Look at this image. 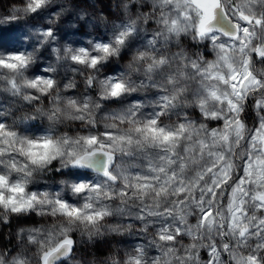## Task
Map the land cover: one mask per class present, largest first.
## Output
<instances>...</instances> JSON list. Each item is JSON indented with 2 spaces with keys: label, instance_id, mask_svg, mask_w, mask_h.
I'll return each instance as SVG.
<instances>
[{
  "label": "clouds",
  "instance_id": "1",
  "mask_svg": "<svg viewBox=\"0 0 264 264\" xmlns=\"http://www.w3.org/2000/svg\"><path fill=\"white\" fill-rule=\"evenodd\" d=\"M31 2L0 0V32L19 38L0 59L29 57L15 70L0 63V124L25 148L51 141L59 151L35 164L6 149L0 175L53 201L45 208L59 200L103 215L0 208V264H41L29 229L42 224L75 241L63 264H264V140L252 142L264 135V0H216L203 33L195 8L161 0H45L23 11ZM97 42L116 51L95 67L72 59Z\"/></svg>",
  "mask_w": 264,
  "mask_h": 264
},
{
  "label": "snow or ice",
  "instance_id": "2",
  "mask_svg": "<svg viewBox=\"0 0 264 264\" xmlns=\"http://www.w3.org/2000/svg\"><path fill=\"white\" fill-rule=\"evenodd\" d=\"M169 2L174 3L177 10H184L188 8H195V10L200 14V31L201 33L208 30V21L214 16L216 9V0H161L162 5H167ZM45 3V0H32L29 3L28 8L23 11L35 12L37 8H40ZM188 16V13L185 12ZM190 19V16L188 17ZM247 19V17H244ZM239 28V25H237ZM132 26L128 25L127 30L131 31ZM16 29L3 30L0 32V48L6 49L7 51H18L15 49V45L19 42V38L15 35ZM248 29L245 28L244 32L247 33ZM42 38L53 37L54 34L51 31L44 32L41 34ZM124 33H121L116 39L117 44H123L125 41L123 39ZM95 52L90 55L87 48H80L76 50V54L72 56V59L79 64H89L90 67H95L101 62L102 59L107 58V56L113 54L116 49L113 47L112 42L103 43L97 42L94 45ZM101 53L103 55H101ZM11 61H15L14 63ZM29 62V57L23 54L9 55L7 60L0 59V63L5 64L10 69H17L20 66H26ZM233 88L244 87V81L240 77H233ZM40 81L32 83V87H38ZM47 86L50 88L52 86V81H46ZM122 91H124V86L120 83H115L111 86V95L118 96ZM3 124H0V162L3 160V153L7 150L19 151L21 154L28 156V158L35 164H43L49 159L50 154L53 151H59L57 146L53 145L51 141L45 142L43 145H37L34 142H28V147L25 148L24 143H16L15 134L11 132L3 131ZM148 132L152 136L159 137L163 130H157L155 128H149ZM215 135V132L212 133ZM173 134L169 133L163 136V140L168 142L172 139ZM7 137L8 139H4ZM259 137L264 140V135L260 133L259 130L256 131L255 136L252 138V142H256V138ZM89 145L96 144V138H91L87 141ZM104 147V145H101ZM43 148V151L40 149ZM9 164L12 168H16V160L10 158ZM252 164L249 161V175H251ZM241 184L244 180L240 181ZM84 186L81 185L77 188V191H82ZM53 204V201L42 200L36 193H31L30 195L26 192V189L22 183L10 184L8 177L6 175H0V208L9 210L12 213H27L33 212L40 206V210L35 212V215L47 216L49 214L55 215L60 212L70 218L78 219L81 221H87L89 223H95L98 219L102 218V213H90L85 215L83 209L77 207H69L66 202L55 201L56 207L48 209L45 205ZM239 212V208L236 209ZM207 218V216L205 217ZM241 216L233 217V225L237 219H242ZM223 227V225H221ZM68 229L58 225H40L38 227H33L29 229V239L38 246L41 251L40 262L41 264H63L64 258L67 257L73 251V245L75 241L68 234ZM243 236V232L240 233ZM172 239V237H169ZM227 245H225V249ZM12 264H25V257L23 255H18L12 262Z\"/></svg>",
  "mask_w": 264,
  "mask_h": 264
},
{
  "label": "trees",
  "instance_id": "3",
  "mask_svg": "<svg viewBox=\"0 0 264 264\" xmlns=\"http://www.w3.org/2000/svg\"><path fill=\"white\" fill-rule=\"evenodd\" d=\"M9 30H11V29H9ZM11 243H12V241H9V242H8L9 246H11Z\"/></svg>",
  "mask_w": 264,
  "mask_h": 264
},
{
  "label": "rangeland",
  "instance_id": "4",
  "mask_svg": "<svg viewBox=\"0 0 264 264\" xmlns=\"http://www.w3.org/2000/svg\"><path fill=\"white\" fill-rule=\"evenodd\" d=\"M81 31H82V30H81ZM27 219H28V218H26V222H27ZM32 222L34 223L35 221L33 220Z\"/></svg>",
  "mask_w": 264,
  "mask_h": 264
}]
</instances>
